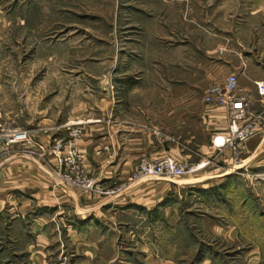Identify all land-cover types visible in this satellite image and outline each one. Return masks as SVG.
Instances as JSON below:
<instances>
[{
	"label": "crops",
	"instance_id": "obj_1",
	"mask_svg": "<svg viewBox=\"0 0 264 264\" xmlns=\"http://www.w3.org/2000/svg\"><path fill=\"white\" fill-rule=\"evenodd\" d=\"M229 23L230 30L225 32H195L192 52L181 45L166 52L168 64L170 57L177 56L178 68L181 65L184 74L186 70L193 72L188 84L183 78L148 81L144 83L146 102H128V106L111 96L83 103L75 111L74 99L70 97L61 118L41 116L26 126L25 130L43 144L58 139L65 150L76 148L85 176L94 184L113 190L108 194L85 189L62 191L58 186L63 183L62 168L52 156L42 158L39 153L24 151L20 156L2 160L1 199L5 204L17 200L10 226L17 225L19 245L27 263L55 264L58 250L63 254L72 248L78 264H190L201 250L196 230L220 234L225 240L228 231L235 232V237L231 234L233 241H249L245 234L264 229L263 218L247 210L241 213V221L216 206H205L204 214L189 212L194 208L195 212L202 210L206 198H227L233 192L228 182L233 175L241 174L237 170H264V104L254 85L255 80L264 78V12L254 14L249 21ZM231 73L238 78L237 94L247 100L238 125L251 124L255 128L251 137L234 147L223 145L228 109L205 103L200 89L222 83ZM187 85L198 89L186 95L183 88ZM170 86L176 87L172 94ZM189 101L195 104L192 110H187ZM171 102L175 104L172 112ZM187 112L198 129L188 139L191 145L179 140V136L170 138L169 132V121L177 119L180 129L185 125ZM76 125L82 129L79 139H73L71 132ZM25 146L12 145L9 152ZM166 156L179 161L193 156L214 158L211 165L202 163L198 170L177 180L168 175L133 177L142 160ZM224 181L225 191H220ZM64 203H71L73 216L66 217V222H57L54 218L58 214L66 211L68 215V207L64 210L61 206ZM218 212L226 216L223 225L212 218L220 215ZM185 214L193 218L188 219ZM252 241L259 258L258 240ZM250 254L248 251L243 256L247 264ZM212 260L205 254L199 263L211 264Z\"/></svg>",
	"mask_w": 264,
	"mask_h": 264
},
{
	"label": "rangeland",
	"instance_id": "obj_2",
	"mask_svg": "<svg viewBox=\"0 0 264 264\" xmlns=\"http://www.w3.org/2000/svg\"><path fill=\"white\" fill-rule=\"evenodd\" d=\"M263 12L264 0H0V130H25L41 116L59 119L65 114V101L70 97L74 99L76 111L83 103L111 96L122 99L125 105L141 100L146 102L144 83L152 80L183 78L188 84L193 72L186 70L184 74L183 67L180 65L179 69L176 65L177 56L170 57L168 64L166 52L177 45L192 52L191 41L195 32H215L216 29L225 32L230 30L229 22L249 21L254 14ZM206 87L200 88L201 93ZM169 88L171 94L173 89L176 90V87ZM183 89L188 95L198 88L187 85ZM194 105L187 102V110H192ZM204 105L202 103V108ZM174 106L171 102V112ZM169 123L170 138L179 136V140L191 145L188 139L198 131L193 126L192 115L186 113L185 125L180 129H177V119H171ZM71 132L73 139L81 138L82 129L78 125ZM29 134L34 139L32 144L19 142L8 148L0 146V163L28 151L39 153L37 155L42 158L52 156L56 159L47 152L55 143L60 145L61 154L68 150L63 148L61 140L43 144L34 134ZM20 143L26 148L15 150V147L9 152L12 145ZM70 149L79 155L80 165V153L76 148ZM192 158L188 161L174 159L209 166L214 157ZM259 169L237 170L241 174L233 175L228 182V188L233 192H229L227 198H206L201 212H195V208L189 212L204 214L205 206H216L222 213L233 215L235 221H241V213L247 210L249 214L262 217L264 224V170ZM80 170V176L88 179L81 165ZM171 177L177 180L187 175ZM225 184L227 181L219 186L220 191H225L222 187ZM58 186L64 192L83 191L81 187L64 182ZM3 201L0 194V264H29L19 245L17 225L10 226L17 200L11 199V204ZM61 206L64 210L68 207V215L63 211L54 220L66 222V217L73 216L74 208L71 203ZM218 213L220 215L212 218L219 225L225 224L226 216ZM60 217L62 220H58ZM186 218L193 217L186 215ZM195 233L201 239V250L190 264H206L199 263L205 254L212 256L211 264H247L243 256L248 251L251 252L249 264H264V229L245 234L250 237L249 241H233L235 232L230 231L226 240L218 236L220 234H209L205 230H196ZM232 233L234 237H231ZM252 240H258L259 258ZM60 251H54L55 264L79 263L75 249L69 248L63 254Z\"/></svg>",
	"mask_w": 264,
	"mask_h": 264
},
{
	"label": "built area",
	"instance_id": "obj_3",
	"mask_svg": "<svg viewBox=\"0 0 264 264\" xmlns=\"http://www.w3.org/2000/svg\"><path fill=\"white\" fill-rule=\"evenodd\" d=\"M237 75L231 73L220 84L208 85L203 91V100L207 104H218L229 111V124L227 137L223 145L236 146L237 143L244 141L254 133V126L248 124L239 126L238 122L243 118L247 100L237 94ZM256 93L260 101L264 104V78L254 81ZM24 142L34 143L33 137L27 130L6 128L0 131V146L8 148L10 144ZM41 149L43 147L40 146ZM60 145L55 143L47 152L55 155L57 162L62 168L60 176L63 182L70 186L81 187L100 194H108L113 190L104 189L91 180L80 176L79 155L74 149H68L64 154L59 152ZM202 163H182L176 161L172 156H166L156 160H142L133 177L139 176H183L191 174L201 167Z\"/></svg>",
	"mask_w": 264,
	"mask_h": 264
}]
</instances>
